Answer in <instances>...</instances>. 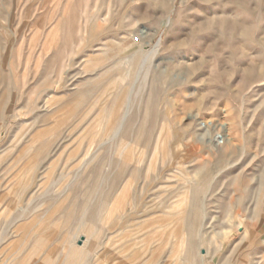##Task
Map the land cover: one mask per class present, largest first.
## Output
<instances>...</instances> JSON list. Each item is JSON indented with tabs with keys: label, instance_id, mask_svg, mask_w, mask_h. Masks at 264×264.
<instances>
[{
	"label": "rangeland",
	"instance_id": "374dc122",
	"mask_svg": "<svg viewBox=\"0 0 264 264\" xmlns=\"http://www.w3.org/2000/svg\"><path fill=\"white\" fill-rule=\"evenodd\" d=\"M0 264H264V0H0Z\"/></svg>",
	"mask_w": 264,
	"mask_h": 264
},
{
	"label": "bare ground",
	"instance_id": "6f19581e",
	"mask_svg": "<svg viewBox=\"0 0 264 264\" xmlns=\"http://www.w3.org/2000/svg\"><path fill=\"white\" fill-rule=\"evenodd\" d=\"M219 138H220L219 140H218V138L215 140L216 141V144L218 146H224V144L226 143V139L222 135Z\"/></svg>",
	"mask_w": 264,
	"mask_h": 264
}]
</instances>
